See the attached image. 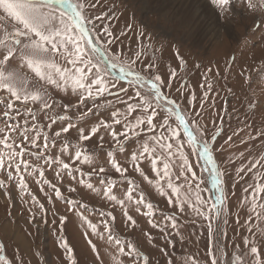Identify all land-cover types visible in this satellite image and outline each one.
I'll list each match as a JSON object with an SVG mask.
<instances>
[{"label": "snow or ice", "instance_id": "snow-or-ice-1", "mask_svg": "<svg viewBox=\"0 0 264 264\" xmlns=\"http://www.w3.org/2000/svg\"><path fill=\"white\" fill-rule=\"evenodd\" d=\"M211 3L228 10L231 0H211ZM247 5L252 10L257 8L253 0H247ZM259 6L264 8V0H259ZM90 7L95 5H86L83 0H0V124L3 125L0 126V189H6L12 183L17 184L25 195L30 196L29 203L39 210L42 217L46 216L45 204L30 191L26 177H40L41 179L36 181L37 184L50 187L55 197L64 198L60 187L45 178L46 168L57 166L83 176L80 165L95 163V154L88 151L85 142L97 136L103 129L113 142V150L107 153L108 163L128 187L122 197L118 198L115 194L117 183L111 178L102 179L101 188L94 187L90 182L85 186L102 195L113 207L119 206L126 218L127 228L137 227L136 219L129 213L130 207H134L139 215L154 218L156 214V205L147 199L139 184L128 178L129 169L116 159V152L127 150L128 142L139 141L137 151L130 153L134 170L147 184L153 185L169 205L178 208L180 213L188 206L197 216L207 221L209 246L204 264H264L261 250L256 246L254 239L245 238L246 251L229 259L226 248L213 235V221L220 220L223 213L221 206L224 203L223 172L217 163L213 148L210 147V143L215 142L216 135L208 137L207 127L192 121L181 105L171 98L170 85H165L162 76L154 71L155 64L148 63L139 71L133 67L143 57L142 51H137L127 65H119L121 78L134 77L129 81L134 90V97L129 99H134L135 103L120 99L119 93H127V88L112 91L116 82L110 78L108 68L103 67L101 61L113 71L118 65L110 59H104L108 49L103 47L100 40L103 36L104 44L110 46L114 36L106 25L101 31H97V22L103 24L107 13L90 16L87 14ZM181 63L183 64V61ZM171 77H176L175 71ZM200 87L203 88L204 85ZM50 88L76 94L77 109L89 99L93 104L86 107V110L79 111V114H69L71 105H63V114L57 113L55 106L58 102ZM208 88L210 91V84ZM106 95L115 96L126 110L117 108L111 111L107 120H99L87 132L83 127H78L77 143L71 144L65 134L75 126L73 118L86 121V117L94 114L93 109L100 107L95 103L97 98ZM190 95L194 102V91L190 92ZM208 95L207 91L203 93L201 107L207 101ZM111 103L106 101L108 106H111ZM188 107L194 108L195 105L193 103ZM220 123H223L222 118ZM57 124L60 125L59 129L52 131L53 125ZM117 126L120 127L119 131ZM222 130L221 127L220 131ZM231 139L229 136L228 140ZM57 141H60L58 152L53 154L50 150L58 147ZM103 146L104 136L101 135L98 147ZM192 156L197 159H191ZM146 159L150 161L154 180L140 167ZM200 159L203 160V166L199 169L201 175L198 176L193 165L200 163ZM261 161H264V155L254 163L250 160L251 167L247 169L248 172L256 169L254 177L257 181L255 185L249 184L244 189L247 195L243 202L249 204L251 209V215L246 222L249 232H253V227L260 229L264 224V200H261L264 183L260 182L264 179V173L259 170L264 169V164ZM73 165L76 167L73 168ZM239 171L244 172L245 168L241 167ZM106 172L104 167H92L87 175H101ZM204 173H207V180L211 182L212 188L216 189L217 195H202L205 191L210 192L201 187L206 183ZM55 178L63 183L64 177L60 171L55 172ZM67 191L75 193L77 188L69 186ZM45 195L48 202H51L52 196ZM87 207L83 205L84 210H87ZM29 211L31 212V209ZM78 214L98 239L114 247L115 253L127 258L130 264H152L149 254L144 253L137 244L127 238L121 239L116 234L113 230L116 217L112 212H101L102 219L98 224L92 223L83 212ZM32 219H36L35 212L32 213ZM65 219L66 217H61V230ZM149 224L158 229L169 244H172L169 239L172 232L169 229L179 235L176 215L164 216L160 223L149 219ZM101 226L103 231L100 230ZM144 235L149 242L155 239L149 232ZM88 243L99 260L100 252L96 244L92 240H88ZM60 247L66 250L70 264H76L73 250L66 240ZM236 247L239 248V245ZM2 251L4 245L0 243V252ZM0 260L11 264L5 257H0ZM116 264H124V260H117ZM168 264H172V261L169 260ZM190 264L201 262L193 256Z\"/></svg>", "mask_w": 264, "mask_h": 264}, {"label": "rangeland", "instance_id": "rangeland-1", "mask_svg": "<svg viewBox=\"0 0 264 264\" xmlns=\"http://www.w3.org/2000/svg\"><path fill=\"white\" fill-rule=\"evenodd\" d=\"M206 1L214 11L218 9L211 0ZM83 2L86 5H95L87 9V14L90 16L107 13L103 24L97 22V31H101L106 25L114 36L110 46L104 44L103 36L100 40L103 47L108 49L104 59H110L118 65L113 71L101 61V65L108 68L110 78L116 82V87L112 91L117 92L120 88H127V93H119L120 99L135 103L134 99H129L134 97V90L129 85V81L134 77L121 78L119 65H127L137 51H142L143 57L133 67L139 71L148 63L155 64L154 71L162 76L165 85H170L171 98L181 105L192 121L207 127L208 137L216 135V140L210 143V147L213 148L217 163L223 172L224 203L221 206L223 213L220 220L213 221L215 229L213 235L226 248L229 259L246 251L245 238L255 240L256 246L261 250V258L264 259V224L260 229L253 227V232L248 231L249 225L246 222L251 215V209L249 204L243 202L247 195L244 189L249 184L255 185L257 182L254 177L256 169L253 172L247 171L251 167L249 161L254 163L256 159L264 155V135H260L264 133V16L260 15L256 8L250 12L258 20L247 17L245 16L249 13L247 0H231L228 10L232 11V14H227L228 18L225 17L222 20H229L233 24L235 37L226 36L223 42L217 40L213 44L197 46L187 40L182 33L172 32L171 27L158 13H148L146 8H142L141 2L138 4L133 0H83ZM253 3H259V0H253ZM216 14L218 16L217 11ZM223 30L226 31V28L223 27ZM97 59H99L98 55ZM209 69L211 71H208ZM173 71L176 72L174 79L171 77ZM202 84L203 88L200 87ZM49 90L58 102L55 108L60 114H63V105H71L69 114H79V111L86 110V107H91L93 104V101L89 99L77 109L76 94L64 93L52 88ZM193 91L196 96L194 102L190 95ZM206 91L209 95L201 107L203 93ZM106 101H111V106H108ZM95 103L100 107L93 109L94 114L86 117V121L73 118L72 122L75 126L65 134V138L71 144L77 143L78 127H83L87 132L99 120H107L111 111L117 108L126 110L115 96L106 95L97 98ZM193 103L195 107L189 108L188 105ZM0 126L3 125L0 124ZM59 127V124L53 125L52 131L58 130ZM221 127L222 131H220ZM117 130H120L119 126ZM101 135L104 136L103 148L98 147ZM229 136L232 137L231 140H228ZM59 143L60 141H57L56 149L50 150L53 154L58 152ZM85 143L88 151L95 154V163L80 165L83 176L57 166L46 168L45 178L52 180L60 187L64 198L55 197L50 187L37 184L36 181L41 179L40 177L34 175L26 177L30 191L45 204L46 216L42 217L39 210L29 203L30 196L25 195L17 184L12 183L6 189H0V243L4 245V251L0 252V257H5L11 261V264H70L66 250L60 247V244L66 240L73 250L72 255L76 264H100L101 261L103 264H116V261L120 259L124 260V264H130L127 258L115 253L114 247L98 239L78 214L83 212V215L92 223L98 224L102 219L100 213L110 211L116 217L113 224L116 234L121 239L127 238L137 244L144 253L149 254L152 264H168L169 260L172 264H190L193 256L204 264L209 246L207 221L197 216L188 206H185L184 212L180 213L178 208L169 205L154 186L147 184L134 170L130 153L137 151L139 141L128 142L127 150L116 152V159L129 169L128 178L139 184L147 199L156 205V214L154 218L139 215L134 207H130L129 213L137 221V227L132 229L126 227L127 221L119 206L113 207L106 198L85 186L90 182L94 187L101 188L100 181L111 178L117 183L115 194L118 198L122 197L124 190L128 187L108 163L107 153L113 150L111 137L102 129L97 136ZM187 150L186 148L185 151ZM191 159L197 158L192 156ZM261 163L264 164V161ZM202 166V159L200 163L193 165L198 176L201 175L199 169ZM75 167L76 165H73V168ZM92 167H104L107 172L89 176L87 173ZM140 167L150 179H155L150 170L149 160H144ZM241 167L245 168L244 172L239 171ZM257 168L259 169V165ZM259 170L264 173V169ZM56 171H60L64 177L62 184L55 178ZM203 175L206 183L201 187L210 192L205 191L202 195H217L216 189H213L211 182L207 180V173ZM260 182L264 183V179ZM69 186L76 187L77 191L69 193L67 191ZM45 194L52 196L51 202H48ZM261 200H264V194ZM72 201L76 203L73 204ZM83 205L88 206L87 210H84ZM33 212L36 213L35 220L32 219ZM168 215L177 216L179 227V235L169 229L172 232L169 237L172 244L168 243L158 229L152 228L149 224V219L160 223L162 218ZM61 217H66L62 230ZM253 225H255L254 219ZM11 228L12 233L9 232ZM100 230L103 231L102 226ZM145 232L151 233L155 239L149 242L144 235ZM88 240L96 244L100 252L99 260ZM237 245L239 248L236 247ZM114 256L115 259H113ZM0 264H5V261L0 260Z\"/></svg>", "mask_w": 264, "mask_h": 264}, {"label": "bare ground", "instance_id": "bare-ground-1", "mask_svg": "<svg viewBox=\"0 0 264 264\" xmlns=\"http://www.w3.org/2000/svg\"><path fill=\"white\" fill-rule=\"evenodd\" d=\"M133 1L136 4L141 2L142 8H146L147 12L150 14L154 12L158 13L161 18L166 21L168 26L171 27L172 32L178 31L182 33L187 40L197 44V46L198 44H213L217 40L223 42L226 36L231 38L235 37L236 33L233 30V24L229 22V20H222L225 17L228 18L227 14H232V11L223 10L219 7H217L218 9L216 10L215 7L214 9L218 13L217 16L216 11L212 9V6L206 0ZM257 9L258 13L264 16V10L259 6V3H257ZM248 11L249 13L245 14V16L254 19V14L250 12L252 9H249ZM222 15H224V17ZM255 19L258 20V18ZM259 21H261V19H259ZM223 27L226 28V31L223 30ZM9 232L12 233V228L9 229Z\"/></svg>", "mask_w": 264, "mask_h": 264}]
</instances>
